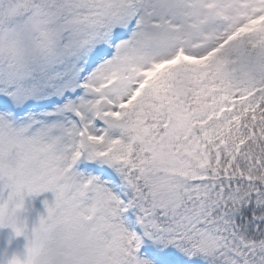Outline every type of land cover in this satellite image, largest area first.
I'll list each match as a JSON object with an SVG mask.
<instances>
[{
	"label": "snow or ice",
	"instance_id": "snow-or-ice-1",
	"mask_svg": "<svg viewBox=\"0 0 264 264\" xmlns=\"http://www.w3.org/2000/svg\"><path fill=\"white\" fill-rule=\"evenodd\" d=\"M5 159L106 211L84 264H264V0H0Z\"/></svg>",
	"mask_w": 264,
	"mask_h": 264
},
{
	"label": "clouds",
	"instance_id": "clouds-1",
	"mask_svg": "<svg viewBox=\"0 0 264 264\" xmlns=\"http://www.w3.org/2000/svg\"><path fill=\"white\" fill-rule=\"evenodd\" d=\"M0 172L17 193L28 190L34 179L25 166L11 159L0 162ZM45 208L46 214H40L31 227L25 215L30 212L26 201L21 210L0 211V224L6 225L0 228H11L15 236H25L27 240L23 252H13L0 264H84L87 260L101 259L111 240L103 208L95 223L83 218L80 203L67 193L60 200L48 201ZM17 228L21 229L20 235Z\"/></svg>",
	"mask_w": 264,
	"mask_h": 264
},
{
	"label": "rangeland",
	"instance_id": "rangeland-1",
	"mask_svg": "<svg viewBox=\"0 0 264 264\" xmlns=\"http://www.w3.org/2000/svg\"><path fill=\"white\" fill-rule=\"evenodd\" d=\"M55 199V194L51 191L41 193L35 197H28L26 199V206L30 209V212L25 215L28 216L29 227L38 220L40 214H46V208L44 201L49 202ZM127 216V214H124ZM123 218V217H122ZM126 226H129L126 222ZM27 240L25 236H15L13 230L8 227L0 228V262L6 256H10L13 252H19L18 247L24 251Z\"/></svg>",
	"mask_w": 264,
	"mask_h": 264
},
{
	"label": "trees",
	"instance_id": "trees-1",
	"mask_svg": "<svg viewBox=\"0 0 264 264\" xmlns=\"http://www.w3.org/2000/svg\"><path fill=\"white\" fill-rule=\"evenodd\" d=\"M18 250H19V252H21V248L18 247ZM0 251H1V249H0ZM22 252H23V250H22Z\"/></svg>",
	"mask_w": 264,
	"mask_h": 264
}]
</instances>
